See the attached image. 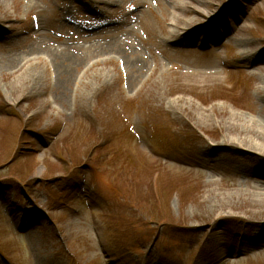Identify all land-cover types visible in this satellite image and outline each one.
<instances>
[{"label":"rangeland","instance_id":"1","mask_svg":"<svg viewBox=\"0 0 264 264\" xmlns=\"http://www.w3.org/2000/svg\"><path fill=\"white\" fill-rule=\"evenodd\" d=\"M1 105L0 264H264V0H0Z\"/></svg>","mask_w":264,"mask_h":264},{"label":"bare ground","instance_id":"2","mask_svg":"<svg viewBox=\"0 0 264 264\" xmlns=\"http://www.w3.org/2000/svg\"><path fill=\"white\" fill-rule=\"evenodd\" d=\"M262 123L264 124V115L262 116Z\"/></svg>","mask_w":264,"mask_h":264}]
</instances>
